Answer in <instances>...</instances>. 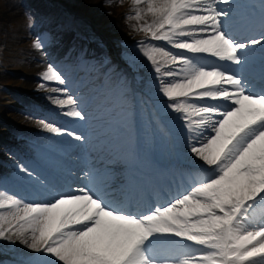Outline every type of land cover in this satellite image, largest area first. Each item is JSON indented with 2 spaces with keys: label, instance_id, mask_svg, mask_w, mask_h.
<instances>
[{
  "label": "snow or ice",
  "instance_id": "obj_1",
  "mask_svg": "<svg viewBox=\"0 0 264 264\" xmlns=\"http://www.w3.org/2000/svg\"><path fill=\"white\" fill-rule=\"evenodd\" d=\"M131 4L126 19L144 21L136 30L147 39L137 47L164 115L197 166L178 170L174 190L160 187L145 173L151 138L137 131L126 79L116 82L102 116H92L68 76L48 63L39 87L56 94L48 99L60 115L79 123L41 120L42 129L106 154L129 179L114 186L111 170L90 165L79 175L67 170L81 181L73 187L20 165L36 195L0 188V241L36 254L25 264H264V87L246 75L259 46L264 78V13L258 21L245 16L235 0ZM47 40L38 36L34 48L43 51ZM90 122L88 131L76 130Z\"/></svg>",
  "mask_w": 264,
  "mask_h": 264
},
{
  "label": "rangeland",
  "instance_id": "obj_2",
  "mask_svg": "<svg viewBox=\"0 0 264 264\" xmlns=\"http://www.w3.org/2000/svg\"><path fill=\"white\" fill-rule=\"evenodd\" d=\"M72 1L77 2V4L74 7L76 8L78 13L88 15V12L90 11L88 6L96 0H72ZM111 1L112 0H108L109 4ZM118 1L119 0H113L112 4L105 11L104 10L105 6L109 5L107 0H99L100 6L102 3V7L100 8V10H98L99 11L98 12L99 17H98V20L95 21L94 23L96 25L102 27L101 31L103 34L99 35L100 38L99 37H92L89 39V41L95 42L97 40L99 42L107 43V45L110 46V48L116 47L119 58L123 62H125V61L128 62L131 67L136 68L135 70L137 72H141L142 66L140 65L139 67H136L135 64H137L139 62L137 59V55L139 52V50L137 48V42L140 40L139 39L140 37H145V34L142 31H136V33H134V35H133V38L129 41L125 40V39L123 40L122 38H117L113 42L112 41L109 42V41L105 40L106 39L105 36H110L111 33L115 34L116 30L118 31V30L122 29V25L120 24V26H118V24H117V23H119V20L118 21L111 20V22L109 20L111 17H115V15H116L115 14V10H116L115 6L118 5L117 4ZM4 3L6 6V9L0 8V29H2V31H3V34L1 36L2 37L6 36V33L8 32V28H6V27L9 26L10 30H11V37H12V39H10L9 41H12V43H14V42H18L21 40L17 44V46H20L22 44L21 47H24L26 45L33 44L32 42H33L34 37H31L29 40H27V36H29V29L30 28H28V27H29L30 19H31L32 24H34L35 22H38L40 25L41 24H50L49 26H52L54 23H56V25L54 24L53 27L46 30V33L44 34V36H46V37L54 36L52 38L50 37L51 38V40L49 42L50 45L58 43L59 40H61V36L65 35L64 30H67V29L65 28L63 22L58 23L57 20L52 18L54 12L52 14L42 13V14H38V15H36V14L30 15V13H28L29 6L26 5L25 3H20V1H18V0L17 1L12 0L11 5L7 2V0H4ZM129 3H130V1H129ZM130 5H132V4L130 3ZM13 8L15 10H12ZM109 9H110L111 14L107 13V11ZM150 18L151 17H148V19H150ZM115 25L117 26V29L114 28ZM93 27H95V26H93ZM5 29H7V30H5ZM87 29H88V32L90 33V27H87ZM26 30H27V32H26ZM79 31L84 32L83 29H80ZM118 32H117V34H118ZM18 33H19V35H18ZM66 33H67V36L70 35L72 37V33L69 30H67ZM125 33H128V31H126ZM120 35H122L121 32H120ZM20 36H22L23 38ZM114 36L115 35H112L108 38H114ZM73 38L75 40L76 37L73 36ZM155 43H161L162 44L163 42H155ZM31 57L36 59L35 54H33V53H31ZM106 61H108L106 58V54H101V58L99 59V62L105 63ZM20 64L21 63L19 62L15 51H13L12 49L7 50L5 48L0 47V71L5 70V74L9 76L5 81L6 83L9 82L10 80H12V77H10V76L15 71H20V70H15V68L17 66H19ZM30 65H31V70L34 72L33 75H37V73H39V75L41 77L42 72L46 70V68H43L40 66V64L37 62V59L34 61L31 59ZM31 70L27 69V67H25L23 70H21V72L28 75V76H32ZM141 77H142V75L140 76V78ZM22 80L20 82L14 81L12 86H16L18 88L24 89V87H21V85L23 83ZM28 82H32V81L29 80ZM42 83H44V82H42ZM55 86H57V85H55ZM27 87L31 88L30 85H27ZM29 90L36 92V93L39 92L38 86H35L34 88L29 89ZM48 93L49 92L46 90L44 95H46ZM0 97H2V96L0 95ZM8 100L9 99H7V103H8ZM2 102H3V100H0V104ZM6 119H9L10 122L15 123L17 127L20 126L21 128H23V125L19 121H16L12 115H11V117L7 116ZM22 130L26 131L24 129H22ZM0 134L3 135V134H5V132H0ZM0 139H2V138H0ZM9 139L13 143L15 142V143H19V144H24V141L22 139L14 140L11 137ZM2 140H4V139H2ZM24 146L28 147V145H26V144H24ZM1 158H2V155L0 154V159ZM6 159L10 160L8 157H6ZM0 245L2 246L3 249L8 250V249H11L12 243H9L7 241H0ZM4 252L9 253V251H4ZM9 254L13 255V253H9ZM25 254L24 255L20 254V255H15V256L27 258V257H25ZM32 257H34V256H32Z\"/></svg>",
  "mask_w": 264,
  "mask_h": 264
},
{
  "label": "bare ground",
  "instance_id": "obj_3",
  "mask_svg": "<svg viewBox=\"0 0 264 264\" xmlns=\"http://www.w3.org/2000/svg\"><path fill=\"white\" fill-rule=\"evenodd\" d=\"M124 1L123 0H119L118 1V5L115 6V20H119L120 19V22L117 23L122 25V29L118 30L119 32H121L122 35H125L127 33H125L126 31H128V33H133L134 30L137 29V23H142V21H135V20H128V26L127 25H124L123 21L125 20V14H128L130 11L128 9L131 10V6L127 5L126 3H123ZM262 3H263V0H251L250 1V5H253L254 8H257V7H260L262 6ZM89 12H90V15L88 16L89 20L92 21V22H95L98 20V10H100L101 6L99 4V0H96L94 2H92L89 6ZM262 12H264V10H262ZM115 29H117V26L115 25L114 26ZM71 69H70V73H71ZM8 103H11L10 100H8ZM49 108H51L52 110L56 109V106L55 105H52L51 101L49 102ZM12 114L8 115V117H11ZM13 116V115H12ZM13 118L18 121L14 116ZM0 154L2 155V152L5 153V151H9L11 149V145L6 142L5 140H2L0 139ZM5 150V151H4ZM2 160V158L0 159ZM44 164L48 165L49 164V161L47 160H44ZM16 175L17 176H21L22 178L20 179H25V180H28L27 177H25V175L23 173H21L19 170L16 172ZM21 186H23V184H20ZM14 251H17V252H22V253H26V252H30V250L26 249L23 245L21 244H18L16 246V249Z\"/></svg>",
  "mask_w": 264,
  "mask_h": 264
}]
</instances>
